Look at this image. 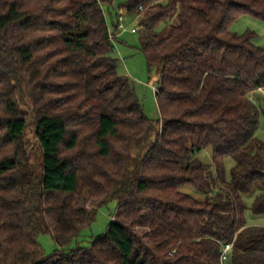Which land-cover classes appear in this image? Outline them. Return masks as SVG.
<instances>
[{
  "label": "trees",
  "instance_id": "1",
  "mask_svg": "<svg viewBox=\"0 0 264 264\" xmlns=\"http://www.w3.org/2000/svg\"><path fill=\"white\" fill-rule=\"evenodd\" d=\"M116 1L0 0V264H221L226 244L228 264H264L245 202L255 195L264 216L251 96L264 92V48L232 31L244 15L264 22V0H119L160 74L158 120L118 73ZM112 201L107 232L69 248Z\"/></svg>",
  "mask_w": 264,
  "mask_h": 264
},
{
  "label": "rangeland",
  "instance_id": "2",
  "mask_svg": "<svg viewBox=\"0 0 264 264\" xmlns=\"http://www.w3.org/2000/svg\"><path fill=\"white\" fill-rule=\"evenodd\" d=\"M111 12L114 20L118 21L119 26H121L114 39V55L120 61L118 73L120 76L128 77L131 80L137 96L144 107L146 116L152 120H158L160 118V111L157 104L156 92L153 88H157L160 74L158 70H153L149 73L145 56L140 51L145 35L144 26L140 22L138 16L130 15L124 9L120 8L119 0L116 1ZM108 20L112 31L111 18L109 15ZM133 29H135V32H133ZM232 31L239 35L253 33V44L264 48V22L257 18L250 15L241 16L233 24ZM251 96L253 100H257V105L262 113L256 136L264 141V92H252ZM212 154L213 148L207 147L199 153L198 157L204 164L211 165L213 163ZM234 166L235 161L229 156L225 157L227 178L230 177L231 170ZM181 191L191 195L199 201L205 199V195L202 192L190 186L183 187ZM254 198L255 195L245 197V202L249 209L246 213V219L251 225H264V216L254 217L250 210ZM116 212V201H112L99 208L95 221L82 232L81 236L75 240L69 248H75L77 245L89 246L94 239L103 236L107 232L109 224L113 221ZM39 241L46 255H51L57 249V245L50 235H41Z\"/></svg>",
  "mask_w": 264,
  "mask_h": 264
},
{
  "label": "built area",
  "instance_id": "3",
  "mask_svg": "<svg viewBox=\"0 0 264 264\" xmlns=\"http://www.w3.org/2000/svg\"><path fill=\"white\" fill-rule=\"evenodd\" d=\"M120 28H121V26H119V29ZM133 32H135V29H133ZM110 37H111L112 41L114 42V39H115L116 36H114L112 31H110ZM114 45H115V42H114ZM153 89L156 90L155 88H153ZM232 247H233V244L224 245L223 250H222V254H221V259H220L221 264H228L229 255H230V252L232 250Z\"/></svg>",
  "mask_w": 264,
  "mask_h": 264
}]
</instances>
